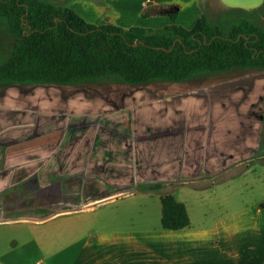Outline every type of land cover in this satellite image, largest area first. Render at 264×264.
I'll return each instance as SVG.
<instances>
[{
	"label": "crops",
	"instance_id": "obj_1",
	"mask_svg": "<svg viewBox=\"0 0 264 264\" xmlns=\"http://www.w3.org/2000/svg\"><path fill=\"white\" fill-rule=\"evenodd\" d=\"M44 1L89 24L154 31L264 7ZM253 70L122 84V96L106 80L0 84V264H264V177L252 180L264 170V71ZM167 194L189 228L163 229Z\"/></svg>",
	"mask_w": 264,
	"mask_h": 264
},
{
	"label": "trees",
	"instance_id": "obj_2",
	"mask_svg": "<svg viewBox=\"0 0 264 264\" xmlns=\"http://www.w3.org/2000/svg\"><path fill=\"white\" fill-rule=\"evenodd\" d=\"M0 20L15 41L11 57L0 66V84L119 79L140 87L235 69L264 71V27L241 16L227 29L203 15L191 30L172 25L154 31L89 24L73 10L44 0H0ZM161 202L163 229L191 226L184 203L170 194Z\"/></svg>",
	"mask_w": 264,
	"mask_h": 264
},
{
	"label": "rangeland",
	"instance_id": "obj_3",
	"mask_svg": "<svg viewBox=\"0 0 264 264\" xmlns=\"http://www.w3.org/2000/svg\"><path fill=\"white\" fill-rule=\"evenodd\" d=\"M229 3H236L241 5H246V7H254L255 5H260L263 3V0H227ZM226 11H217L213 13H209V21L214 25H222L223 28H229L233 21L235 20V17L241 16V18H246L249 20H252L255 24L260 25L264 27V7L261 9H258L256 11H243L240 13H226ZM4 36V40L2 43L4 44V50H0V66L7 62V60L11 57L13 50H14V44L15 41L13 37L10 35L8 29L6 26H4V23L0 20V35ZM1 43V42H0ZM11 46V50L8 54V47ZM6 53H5V52ZM255 71V70H253ZM205 78V77H204ZM204 78H200L201 80ZM122 83L119 79H107L104 83H102L101 89L103 91H107L106 94H117V96H122L128 94L131 87H123L121 86ZM133 88V87H132ZM139 88V87H138ZM136 89V88H133ZM264 177V170L257 166L256 171L252 174V180H262ZM234 180H245L241 176H237ZM240 186H238L239 188ZM257 192H263L261 190V187L258 188ZM194 220L197 221V217L194 215Z\"/></svg>",
	"mask_w": 264,
	"mask_h": 264
}]
</instances>
